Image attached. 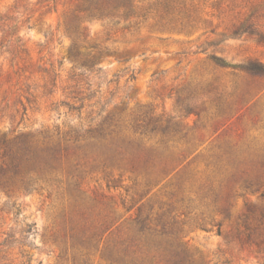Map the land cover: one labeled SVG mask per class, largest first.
<instances>
[{
    "label": "rangeland",
    "instance_id": "374dc122",
    "mask_svg": "<svg viewBox=\"0 0 264 264\" xmlns=\"http://www.w3.org/2000/svg\"><path fill=\"white\" fill-rule=\"evenodd\" d=\"M48 1L0 0V141L93 120L105 136L58 183L0 179V264L164 263L181 246L264 264V0H113L76 47L81 0Z\"/></svg>",
    "mask_w": 264,
    "mask_h": 264
},
{
    "label": "trees",
    "instance_id": "16d2710c",
    "mask_svg": "<svg viewBox=\"0 0 264 264\" xmlns=\"http://www.w3.org/2000/svg\"><path fill=\"white\" fill-rule=\"evenodd\" d=\"M48 2L53 4L56 0H49ZM79 3L82 5L79 6L77 4V7L72 11L71 18L65 24L66 33L72 39V47L80 45L85 38V27L82 24L86 17L110 19L116 16L113 0H81ZM3 19L5 21L12 20V16L5 15ZM10 28L12 31L17 26L13 24ZM11 31L8 32V35L13 37L12 40L19 41L20 35L17 32L11 35ZM5 41L9 42V39L6 38ZM90 63L91 60L86 59L83 65L89 69L92 66ZM66 105L68 106L69 104ZM68 107L78 111L81 108V106ZM103 125L104 121L93 120L87 127L84 125L78 127L69 126L65 130L55 128L51 133L41 129L31 133H20L11 139H1L0 179L8 182L16 176H21L20 182L26 191L37 189L36 185L39 182H42V185L43 183H58L61 179L51 175L54 173L58 174V169L63 168V166H67L69 169L78 166L82 161L80 155L85 150V147L88 146L90 140L105 136ZM1 185L6 191H10V188L6 187L5 183L1 182ZM10 237L12 236L9 235L8 238ZM8 238L5 237L0 242V248L7 247ZM174 256L176 257L174 262L165 260L164 263H160V261L154 263L147 257L141 264H194L185 246L178 248V252H175Z\"/></svg>",
    "mask_w": 264,
    "mask_h": 264
}]
</instances>
